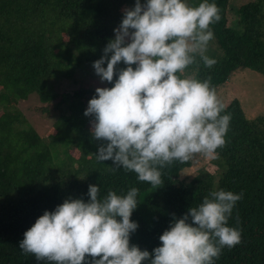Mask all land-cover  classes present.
Here are the masks:
<instances>
[{"label":"trees","instance_id":"trees-1","mask_svg":"<svg viewBox=\"0 0 264 264\" xmlns=\"http://www.w3.org/2000/svg\"><path fill=\"white\" fill-rule=\"evenodd\" d=\"M188 1L193 7L203 2ZM133 2L0 0V264H48L20 250L24 233L45 211H54L67 199L88 202L89 185L99 186V199L109 190L117 195H126L133 187L139 190L131 216L138 229L130 244L149 253L161 246L159 237L174 217L182 218L212 191L243 193L227 225L241 231V243L224 248L214 264H264V114L249 118L237 98L224 104L221 115L230 113L232 118L217 157L197 154L187 162L173 161L160 169L162 183L153 187L139 181L134 172L111 171L112 161L97 162L94 155L101 142L91 135L89 124L94 118L84 115L95 90L81 87L69 101L53 86L65 79L76 82L77 68L100 57L115 38L123 9ZM208 2L220 10L221 19L210 25L214 39L206 52L217 63L208 68L197 57L198 67L185 71H195L202 81L211 77L215 90L236 72L264 76V0L243 5L236 27L228 25L230 0ZM33 94L47 104L39 108L47 115L68 102L67 117L48 143L25 124L18 108ZM74 148L80 152L75 162L70 153ZM69 160L73 165L67 164ZM212 164L215 171L207 169ZM195 165L200 166L197 175L181 179Z\"/></svg>","mask_w":264,"mask_h":264},{"label":"clouds","instance_id":"clouds-1","mask_svg":"<svg viewBox=\"0 0 264 264\" xmlns=\"http://www.w3.org/2000/svg\"><path fill=\"white\" fill-rule=\"evenodd\" d=\"M219 11L208 0L195 7L186 0H135L123 10L115 38L93 63L100 82L113 86L96 88L84 112L94 118L91 135L101 142L97 162L112 161L111 171L123 168L156 187L160 169L173 161L217 157L231 114L221 115L225 105L211 77L202 81L185 70L198 67L197 57L208 68L217 63L206 52ZM121 63L126 67L117 71ZM99 191L89 185L88 202L67 199L45 211L24 233L20 250L48 264H214L224 248L241 243V231L227 225L243 193L212 191L174 217L159 237L161 246L149 253L130 244L139 190H109L103 199Z\"/></svg>","mask_w":264,"mask_h":264},{"label":"rangeland","instance_id":"rangeland-1","mask_svg":"<svg viewBox=\"0 0 264 264\" xmlns=\"http://www.w3.org/2000/svg\"><path fill=\"white\" fill-rule=\"evenodd\" d=\"M252 0H230L228 8V25L237 26L238 23V10L245 4ZM189 4V1L186 0ZM143 4V2H141ZM190 5V4H189ZM135 2L132 6H126L125 8H133ZM124 8V9H125ZM123 9V10H124ZM65 41L68 40L67 35H63ZM95 60H99L101 56ZM94 61V62H95ZM94 62H88L85 60L83 62L82 68H77L74 74V80H63L61 82H53V86L56 91L61 94H67L68 100L71 101L73 94L78 91L81 87L96 90V88H104L107 83H101L100 78L96 75L93 68ZM105 68L107 64L103 65ZM125 65H117V71L124 68ZM193 71V70H192ZM189 73V72H186ZM217 95L224 104H228L231 100L237 98L240 100L247 116L249 118L256 117L258 115L264 114V76L258 73L251 72L248 70L236 72L221 88L216 89ZM67 103H64L59 111L53 112L52 115H47L39 110L40 107L47 105L41 102L38 95H31L27 101L19 102L18 108L21 111L25 124L31 126L37 131V133L44 139L47 143L50 142L49 136L51 134L57 133L60 130L61 125H63V119L67 117ZM53 105V103H50ZM60 119L58 120L59 116ZM69 116V114H68ZM91 126V123L89 124ZM64 126H62L63 128ZM71 155L74 157L72 161H77L80 157V152L78 149L74 148L70 150ZM63 158L65 155L60 154ZM69 160L67 164H72ZM73 165V164H72ZM75 167L77 163H75ZM200 166L195 165L192 168L186 169L181 174V179L188 180L193 178L200 171ZM216 166H208L207 169L210 171H215Z\"/></svg>","mask_w":264,"mask_h":264}]
</instances>
